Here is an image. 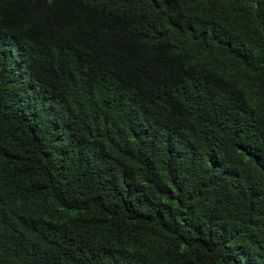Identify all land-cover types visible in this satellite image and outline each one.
<instances>
[{
	"label": "trees",
	"instance_id": "16d2710c",
	"mask_svg": "<svg viewBox=\"0 0 264 264\" xmlns=\"http://www.w3.org/2000/svg\"><path fill=\"white\" fill-rule=\"evenodd\" d=\"M0 264H264V0H0Z\"/></svg>",
	"mask_w": 264,
	"mask_h": 264
}]
</instances>
